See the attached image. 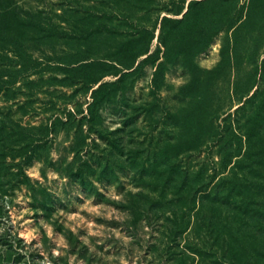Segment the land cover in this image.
<instances>
[{
	"label": "rangeland",
	"instance_id": "rangeland-1",
	"mask_svg": "<svg viewBox=\"0 0 264 264\" xmlns=\"http://www.w3.org/2000/svg\"><path fill=\"white\" fill-rule=\"evenodd\" d=\"M13 1L25 16L40 11L51 19L58 35L39 45L32 38L40 34L20 28L31 45L28 55L44 63L0 91V264H264L259 243L240 245L242 230L205 227L200 214L183 213L166 169L185 162L186 150L210 143L254 91L264 130V19L242 28L233 42L231 31L219 32L202 50L191 48L189 59L172 28L189 43L208 20L165 23L161 39L173 55L158 88L152 86L154 65L141 62L146 54L131 69L107 67L111 74L102 81L122 75L121 81L90 118L91 88L73 84L86 67L46 59L84 49L78 35L95 9L114 23L123 14L118 8L126 9V17L153 31L154 52L162 18L181 19L191 0H150L147 13L121 0ZM94 37L85 61L91 64L124 42L107 33ZM11 58L0 48L4 68ZM249 105L237 113L244 120L252 116Z\"/></svg>",
	"mask_w": 264,
	"mask_h": 264
},
{
	"label": "trees",
	"instance_id": "trees-1",
	"mask_svg": "<svg viewBox=\"0 0 264 264\" xmlns=\"http://www.w3.org/2000/svg\"><path fill=\"white\" fill-rule=\"evenodd\" d=\"M121 1L126 3L125 8L130 6L145 13L151 8L150 0H135L132 4L129 0ZM182 10L183 7L173 12L178 15ZM116 12L123 14L116 19L118 22L114 23L113 18H106L105 13L95 9V14L88 15L87 26H83L78 35V40L84 42V49L69 56H52L44 60L73 68L86 67L73 84H79L86 89L91 88L92 100L87 105L86 114L90 118L97 113L102 101L106 97H111L115 91L114 87L121 81L122 75L115 81L103 82V77L111 74L107 67L116 69L120 66L131 69L137 58L146 54L141 62L154 65L152 86L158 88V79L162 78L163 69L169 62V57L173 55L170 53L168 43L161 39L165 23H182L183 20L191 18L208 20V25L190 37L189 43H184L178 35L176 36L175 31L180 32L176 27L172 28L174 42L187 44L185 57L189 59L194 51L207 47L210 38L219 32L231 31L233 42V38L236 41L235 37L242 28L256 23L255 21L261 22L264 19V0H191L181 19L174 20L165 16L162 18L159 46L154 52H150L149 49L153 31L150 34L146 24H138L137 19L126 17V9L118 8ZM25 14L26 16L13 0H0V48L12 56L8 69L4 68L6 65L0 63V91L2 88H10L20 78L28 79L32 74H37L36 70L44 63L43 59L28 55L31 45L22 37L20 28L29 27L40 34L32 38L39 40V45L49 44L58 35L52 20H45L40 11L34 13L27 11ZM102 33L123 38L124 42L120 43L118 51L99 57L98 63L85 62L91 54L94 36ZM161 46L164 48L163 51ZM191 48L194 51H191ZM109 62L111 64H108ZM136 68L123 74L133 73ZM259 69L261 77L264 75V60ZM214 71L216 70H212ZM93 85L96 87L93 88ZM256 95L254 91L232 114L233 118L229 115L228 119L224 120L225 125L214 131L210 143L186 150L185 162H170L166 169L170 178L168 183L172 185L171 190L174 192L172 194L182 204L183 213L193 210L195 216L200 214L199 219L205 227L219 225L236 232L242 230L240 235L238 234L241 238L240 245L246 249L252 243L253 245L259 243L263 248L264 257V130L258 121L261 118L259 115L261 104L253 105ZM246 104L252 107L250 109L252 116L244 120L245 115L239 116L237 113L247 111ZM242 148L245 149L241 154ZM214 149L217 159L212 157ZM229 165L231 166L228 169ZM245 211H254L256 217H250L244 213ZM232 236L235 237L237 234L234 233Z\"/></svg>",
	"mask_w": 264,
	"mask_h": 264
}]
</instances>
